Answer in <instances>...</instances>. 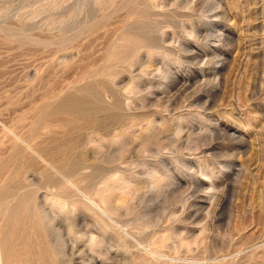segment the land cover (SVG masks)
Masks as SVG:
<instances>
[{
  "label": "rangeland",
  "instance_id": "rangeland-1",
  "mask_svg": "<svg viewBox=\"0 0 264 264\" xmlns=\"http://www.w3.org/2000/svg\"><path fill=\"white\" fill-rule=\"evenodd\" d=\"M0 264H264V0H0Z\"/></svg>",
  "mask_w": 264,
  "mask_h": 264
}]
</instances>
